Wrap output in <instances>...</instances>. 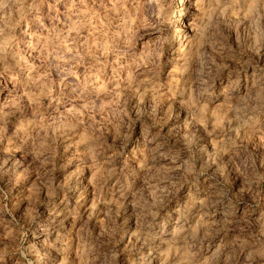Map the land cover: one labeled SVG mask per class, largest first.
Wrapping results in <instances>:
<instances>
[{"label": "clouds", "instance_id": "clouds-1", "mask_svg": "<svg viewBox=\"0 0 264 264\" xmlns=\"http://www.w3.org/2000/svg\"><path fill=\"white\" fill-rule=\"evenodd\" d=\"M0 264H264V0H0Z\"/></svg>", "mask_w": 264, "mask_h": 264}]
</instances>
